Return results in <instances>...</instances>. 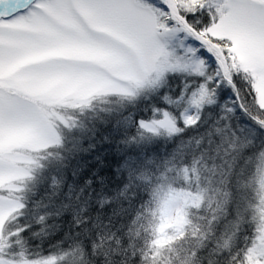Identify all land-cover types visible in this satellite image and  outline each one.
Masks as SVG:
<instances>
[{"label": "snow or ice", "instance_id": "6c2138e0", "mask_svg": "<svg viewBox=\"0 0 264 264\" xmlns=\"http://www.w3.org/2000/svg\"><path fill=\"white\" fill-rule=\"evenodd\" d=\"M101 128L125 163L105 224L55 174L36 198ZM68 211L82 239L29 244ZM97 259L264 264V0H0V264Z\"/></svg>", "mask_w": 264, "mask_h": 264}, {"label": "trees", "instance_id": "16d2710c", "mask_svg": "<svg viewBox=\"0 0 264 264\" xmlns=\"http://www.w3.org/2000/svg\"><path fill=\"white\" fill-rule=\"evenodd\" d=\"M228 92L230 90L225 89L221 93L223 99L228 98L226 95ZM103 131L104 129L101 128L90 136L77 137L76 142L79 147L76 149L67 148L63 162L55 168L47 169L45 180L41 182L36 198L45 195L48 191V181L55 174L56 179L63 185L56 201L57 204L63 200L70 204L72 209H79L87 203L89 208L84 214H91L95 217L99 212L101 223H107L108 213L115 208L119 201L107 204L102 209L96 201L101 198H114L117 195L123 187L125 163L123 154L118 152L116 146L103 137ZM158 147L161 155H163L166 150L163 142H160ZM167 148L170 149L171 145H168ZM78 195L79 199L77 200ZM35 215L33 213V219L26 221L31 223L32 227L25 235L30 236L29 244L34 248L38 247L44 255L59 250L61 247L67 248L69 243L78 238L75 235L77 232H80L79 238H83V232L74 227V213L72 211L48 219L44 225L47 234L32 237L31 233H40L41 230V224L34 220ZM76 215L78 217V213ZM92 223L93 221L89 220L87 226L91 227ZM96 231L99 229L92 231L93 237H95ZM96 264H99V259L96 260Z\"/></svg>", "mask_w": 264, "mask_h": 264}, {"label": "rangeland", "instance_id": "374dc122", "mask_svg": "<svg viewBox=\"0 0 264 264\" xmlns=\"http://www.w3.org/2000/svg\"><path fill=\"white\" fill-rule=\"evenodd\" d=\"M47 172H48V171H47V169H46V171H45V175H46Z\"/></svg>", "mask_w": 264, "mask_h": 264}]
</instances>
